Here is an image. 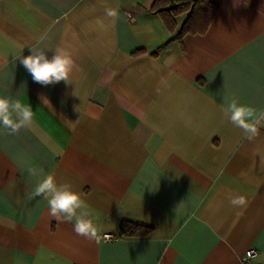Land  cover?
Masks as SVG:
<instances>
[{
	"label": "crops",
	"instance_id": "0c3cea01",
	"mask_svg": "<svg viewBox=\"0 0 264 264\" xmlns=\"http://www.w3.org/2000/svg\"><path fill=\"white\" fill-rule=\"evenodd\" d=\"M153 1L0 0V96L34 113L0 133V264H242L248 249L264 264V128L249 141L224 114L264 111V0H212L208 30L181 40L185 15L170 32ZM30 48L69 51L70 84L34 82ZM29 167L80 193L100 239L49 215Z\"/></svg>",
	"mask_w": 264,
	"mask_h": 264
},
{
	"label": "clouds",
	"instance_id": "9594fccd",
	"mask_svg": "<svg viewBox=\"0 0 264 264\" xmlns=\"http://www.w3.org/2000/svg\"><path fill=\"white\" fill-rule=\"evenodd\" d=\"M105 14L109 18L117 17L114 8H107ZM19 62L33 81L43 86L61 81L70 84V76L75 66L71 53L63 48L57 49L51 59L47 57L44 49L30 48V54L22 55ZM171 62L173 61L170 60L169 63ZM224 114L230 123L242 130L249 141L256 139L261 128H264V111L241 104L236 99H232L224 106ZM33 116L30 104L22 103L19 98L0 96V133L18 135L22 129L31 126ZM27 171L30 176L43 177L34 187L32 194L42 197L47 202V210L54 220L72 223L76 235L90 241L100 239L102 227L96 223L87 202L80 193L73 190L70 183L57 182L54 175L45 174L43 168L29 167ZM248 203L244 195L229 197V204L233 208L244 209Z\"/></svg>",
	"mask_w": 264,
	"mask_h": 264
},
{
	"label": "trees",
	"instance_id": "16d2710c",
	"mask_svg": "<svg viewBox=\"0 0 264 264\" xmlns=\"http://www.w3.org/2000/svg\"><path fill=\"white\" fill-rule=\"evenodd\" d=\"M217 10V4L212 0H154L150 6V11L161 17L170 32L176 31V18L185 15L171 40H181L186 34H204ZM162 47H158V50ZM149 231V227L130 221L123 222L120 227V234L123 235L142 236Z\"/></svg>",
	"mask_w": 264,
	"mask_h": 264
},
{
	"label": "built area",
	"instance_id": "2783aa9c",
	"mask_svg": "<svg viewBox=\"0 0 264 264\" xmlns=\"http://www.w3.org/2000/svg\"><path fill=\"white\" fill-rule=\"evenodd\" d=\"M255 254V250L248 249L246 250L240 257V261L242 264H254L250 261L251 257Z\"/></svg>",
	"mask_w": 264,
	"mask_h": 264
}]
</instances>
